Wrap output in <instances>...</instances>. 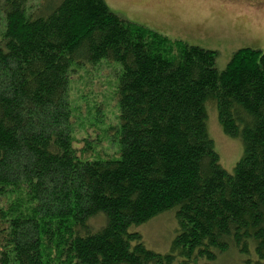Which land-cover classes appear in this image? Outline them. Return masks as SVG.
Listing matches in <instances>:
<instances>
[{
    "label": "trees",
    "instance_id": "1",
    "mask_svg": "<svg viewBox=\"0 0 264 264\" xmlns=\"http://www.w3.org/2000/svg\"><path fill=\"white\" fill-rule=\"evenodd\" d=\"M2 11L0 264H213L231 250L264 264V51L241 49L220 72L216 52L104 0H0ZM112 62L117 123H87L117 147L101 156L88 137L76 146L70 93ZM211 105L243 144L232 174L208 134ZM174 209L162 255L132 229Z\"/></svg>",
    "mask_w": 264,
    "mask_h": 264
},
{
    "label": "rangeland",
    "instance_id": "2",
    "mask_svg": "<svg viewBox=\"0 0 264 264\" xmlns=\"http://www.w3.org/2000/svg\"><path fill=\"white\" fill-rule=\"evenodd\" d=\"M51 1L54 4L59 2V0ZM104 1L112 12L128 22L144 26L173 40H182L190 46L216 52V66L220 72L226 69L233 55L241 49L250 48L264 51V38L254 36V34L264 35V23L256 26L260 18L264 19L263 2L257 3V5L248 3L245 5L241 0ZM234 10L238 15H251V20L227 22L222 19V13L234 12ZM3 14V11L0 12V47L5 49ZM242 23H246L244 30L250 33V38L239 26ZM111 64L116 68L107 64L100 65L98 68L87 67L86 72L73 78L70 93V101L77 109V119L74 122L76 146H81L83 143L80 141L88 137L93 142L95 151L101 156L114 155L117 148L115 143L111 144V140L105 135L111 125L117 123L115 117L117 100L113 85L116 80L118 82V71L121 66L114 62ZM207 113L208 134L214 141L215 150L220 157V164L228 173L232 174L243 155L242 141L224 133L218 121L217 110L213 105L208 106ZM90 120L100 130H105V133L88 127ZM93 222L98 225L102 219L97 218ZM132 230L141 234L147 248L162 255L168 254L171 252L172 243L179 232L176 209L161 214ZM248 259L249 263H247ZM13 264L18 263L13 262ZM194 264L211 263L205 259H199ZM213 264L256 263L252 257L242 256L236 250H231L224 255L221 254Z\"/></svg>",
    "mask_w": 264,
    "mask_h": 264
},
{
    "label": "crops",
    "instance_id": "3",
    "mask_svg": "<svg viewBox=\"0 0 264 264\" xmlns=\"http://www.w3.org/2000/svg\"><path fill=\"white\" fill-rule=\"evenodd\" d=\"M245 5L248 3L247 0H241ZM249 4V3H248ZM253 5V4H252ZM232 11V10H230ZM262 13V12H261ZM263 14V13H262ZM251 15L248 14H244V15H238L235 10L234 12H226V13H222V19L228 21L234 20L235 22H240V21H250L251 20ZM261 20V18H260ZM246 23H242L239 26L241 27V29L246 33L247 31L244 30V26Z\"/></svg>",
    "mask_w": 264,
    "mask_h": 264
},
{
    "label": "flooded vegetation",
    "instance_id": "4",
    "mask_svg": "<svg viewBox=\"0 0 264 264\" xmlns=\"http://www.w3.org/2000/svg\"><path fill=\"white\" fill-rule=\"evenodd\" d=\"M247 2L249 4H253V5H257V3H260V2H263V5H264V0H247ZM264 15V14H263ZM261 23H264V19H261L259 20L257 23H256V26L258 27V24L260 25ZM249 32H246V35L250 38V33L248 34ZM254 34V33H253ZM254 36L256 38H264V35L262 36L261 34H254Z\"/></svg>",
    "mask_w": 264,
    "mask_h": 264
}]
</instances>
